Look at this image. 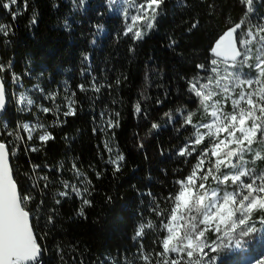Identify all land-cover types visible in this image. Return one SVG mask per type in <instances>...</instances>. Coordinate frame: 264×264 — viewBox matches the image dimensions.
Listing matches in <instances>:
<instances>
[{"label":"trees","instance_id":"1","mask_svg":"<svg viewBox=\"0 0 264 264\" xmlns=\"http://www.w3.org/2000/svg\"><path fill=\"white\" fill-rule=\"evenodd\" d=\"M27 3V10L15 22L7 15L13 34L8 37L9 43L0 37L2 61L5 64L11 61L12 70L21 76L26 87L39 83L46 92L59 94L65 92L67 86L69 92H76L75 98L79 101L75 117H68L62 127L50 129L55 141L48 142L41 152L27 155L21 146L19 155L12 160L21 192L34 197L28 210L38 236L42 237L40 243L47 247L44 264H62L58 247L63 250L66 264H72L73 260L76 264H107L109 260L122 259L125 254L131 260L138 248L133 240L138 225L148 220L157 224L161 219L152 215L151 198L146 192L154 193L166 211L171 202L165 197L174 191L177 174L188 172L175 151L188 138L191 129L180 134L176 130L179 125H169L162 114L190 109L194 116L199 114L203 118L199 105L188 103L192 97L186 90L187 80L203 75L196 66L209 62V45L222 32L220 40L229 33L224 30L242 17V5L237 0H189L192 6L189 11L178 5L177 0H166L156 28L133 44L130 36L122 35L127 22L121 13L122 3L111 8L108 0L84 3L80 0H27ZM256 9L257 17L264 14V3L257 0ZM0 13H5L2 7ZM194 19H199V29L189 32L188 25ZM172 39L176 41L175 46L170 43ZM243 54L244 59L247 58ZM259 58L254 52L250 63L255 65ZM224 63L218 58L219 67ZM243 71L244 78L240 82L230 76L223 78L222 94L231 98L227 90L231 84V91L237 94L247 92L249 97L264 99V72L252 77L247 67H243ZM92 76L98 84L112 87H104L100 93L80 92L77 86L90 85ZM4 77L11 94L16 89L11 73H4ZM157 100L163 103L158 106ZM138 101L147 116L135 114L134 106ZM15 109L14 103L10 104L2 119L12 126L29 119ZM101 111L120 113V125L114 137L111 132L93 133V128L103 123L99 117ZM45 119L51 124L54 117L47 115ZM152 122L160 123L161 128L151 130ZM105 140L126 156L121 171L115 175L112 166L105 163L108 159L103 147ZM141 142L143 148L139 147ZM32 143L29 142V146ZM261 146L259 154L245 159L255 160L250 166L264 170V162L259 159L264 156V145ZM73 161L92 180V194L87 197L92 200L91 206H83L70 189L69 198L58 196L65 190L61 180L78 184L70 171ZM31 163L48 166L38 170V174L49 176L48 187L43 191L40 188L44 181H40V188H32L29 177L36 173H32ZM97 171L102 174L99 179L95 175ZM56 199L61 200L59 206L54 204ZM54 206L58 207L55 223L48 224L47 217ZM82 206L83 217L78 215ZM156 236L155 230L147 231L143 238L145 248L155 247ZM253 247L254 251L247 253V258L264 251V245ZM221 264H246V260L222 253Z\"/></svg>","mask_w":264,"mask_h":264},{"label":"snow or ice","instance_id":"2","mask_svg":"<svg viewBox=\"0 0 264 264\" xmlns=\"http://www.w3.org/2000/svg\"><path fill=\"white\" fill-rule=\"evenodd\" d=\"M84 2L86 0H80V3ZM237 2L242 5L243 15L224 31L233 34L237 48L242 50L239 57L241 67H247L252 77H257L264 72V56H260L255 65L249 63L245 66L243 53L247 51L251 56L253 52L259 54L264 51V14L256 16L257 0ZM260 2L264 3V0ZM108 3L110 8L121 3L134 8V14H130L129 7L122 8L124 20L130 21L124 24L122 35L130 36L135 44L156 28L166 0H139L138 3L108 0ZM177 3L192 11L189 0H177ZM0 7L7 10L15 22L27 10L28 3L27 0H0ZM35 22L33 17L32 23ZM199 26V19H194L188 25V30H198ZM12 34L11 25L0 22V36L7 39ZM222 35L223 32L209 45V62L196 66L203 75L186 83L187 93L192 97L188 103L199 105L203 118L199 114L194 116L190 109L169 110L162 114L169 125H179L176 130L180 134L191 129L188 138L175 151L181 163L187 166V174H177L174 191L165 197L171 202L166 211L154 193L150 190L146 192L151 198V213L160 217V221L153 224L148 220L138 225L133 237L138 248L132 253L131 260L125 254L122 259L109 260L107 264H221L222 253L240 256L242 261L246 260V264H264V251L251 258L246 257L247 253L254 251V245H264V170L250 166L255 164V160L245 159L250 155L254 157L255 149L264 145V99L249 97L247 92L237 94L231 91V84L227 86L231 98L228 94H222L220 85L228 71L221 73L213 51ZM245 41L248 43H243ZM170 43L176 45L174 39ZM129 50L134 51V48ZM220 58H223V53ZM230 67L225 65V69ZM6 72L11 73L12 84L21 83V76L12 70L11 61L7 64L0 62V114L5 113L12 103H15V110L19 113L31 111L36 102L24 92L10 94L8 81L4 77ZM91 80L90 85H78L79 91L100 93L102 88L112 87L110 84H98L95 76ZM119 84L120 80L117 79L116 85ZM36 91L42 93L45 101L52 102V106H38L40 113L54 117L51 124L42 123L37 118L34 123L17 121L12 126L0 119V264H44L47 247L40 243L42 237L38 236L36 226L30 222L31 212L28 210V204L34 197L21 192L12 160L21 146L26 155L41 152L43 146L56 139L50 129L62 127L68 117H75L79 111L76 92H69L67 86L62 103L57 102V92H46L39 85ZM156 103L159 106L163 101L157 100ZM134 111L137 116H147L139 101ZM99 117L103 123L94 127L93 133L111 132L114 137L115 129L120 125V113L101 111ZM160 128L158 122L150 124L151 130ZM32 141H38L39 146L35 143L29 146ZM143 146L141 142L139 147ZM103 147L108 154L105 163L112 166L114 175L119 173L126 156L108 140L103 141ZM259 159L264 162V156ZM47 167L46 164L31 163V171L36 173L29 177L33 189L40 188V181L45 182L41 191L48 187L49 176L38 174V170ZM60 167L63 169L62 163ZM70 171L75 174L78 184L61 180L65 190L60 191L58 196L69 198L70 189L83 206H91L92 200L87 197L92 194V180L75 161ZM95 175L99 179L102 174L97 171ZM54 204L59 206L61 200L56 199ZM55 206L47 217L48 224L55 223L58 211ZM83 206L78 211L82 217L85 215ZM151 230H155L157 236L155 247L148 249L143 244V238ZM57 251L62 264H66L63 250L58 247ZM72 264H76V261L73 260Z\"/></svg>","mask_w":264,"mask_h":264},{"label":"rangeland","instance_id":"3","mask_svg":"<svg viewBox=\"0 0 264 264\" xmlns=\"http://www.w3.org/2000/svg\"><path fill=\"white\" fill-rule=\"evenodd\" d=\"M123 7H129V12H130V14H134V8H133V7H130L129 5H123V4H122V8H123ZM4 10H5V9H4ZM121 13H122V9H121ZM8 14H9V13H8L7 10H5V13H3V14L0 13V22L9 25V23L7 22V15H8ZM122 15H123V13H122ZM127 22L130 23V21H127ZM0 37H3V36H0ZM245 43H248V42L245 41ZM244 53H245V55H246L247 58H245V59L243 60V63H244L245 65H248V64L251 62V60H253V58H254V52L251 54V56H249V53H248L247 51H245ZM262 55H264V53H262V51H261V52L259 53V57L262 56ZM0 62H3L1 56H0ZM240 62H241V60H240ZM3 63H4V62H3ZM235 64H236V65L233 66V67L231 66L230 69H225V65H229V66H230V64H227V63L221 64V65H220V70H221V73H223L224 71L227 70V71H228V75H227V76H230L232 79L234 78V80L240 82V81H242V79L244 78L243 67H241V64H237V63H235ZM37 85L40 86L39 83H36L34 86L26 87V86L23 84L22 81H21V83H20L19 85H16V89H15L13 92H16V93L24 92V93H26L27 95H29V96H30V97L36 102V106L33 107V108L31 109V111H26V112H23V113H19V112H18V113L21 114V115H23V116H29V119H27V120L24 121V122H33V123H34V122L37 120V118H39V120H40L42 123H46V124H48V123L46 122V119H45V117H46L47 115H44L43 113H40L39 110H38V106H39L40 104H44L45 106H52V102H51V101H45L44 98H43L42 93L39 92V91H36V86H37ZM40 87H41V86H40ZM48 92H51V91H48ZM64 95H65V92H63V93H59V94H58V99H57V102H58V103H62ZM14 105H15V103H14ZM15 108H16V105H15ZM25 135H26V133H25ZM32 142H34V143H35V142L39 143L38 141H32ZM32 142H30V143H32ZM32 144H33V143H32ZM260 147H262V146H259V147H257V148L255 149L256 154H259L260 149H261ZM19 153H20V151L18 152V155H19ZM18 155H17V156H18ZM17 156H16V157H17Z\"/></svg>","mask_w":264,"mask_h":264},{"label":"water","instance_id":"4","mask_svg":"<svg viewBox=\"0 0 264 264\" xmlns=\"http://www.w3.org/2000/svg\"><path fill=\"white\" fill-rule=\"evenodd\" d=\"M216 53L217 58L221 59V53H223L222 61L230 64H234L240 60V49L237 48L236 41L233 38V34L229 32L226 34L217 44L213 50ZM9 108V106H8ZM0 114V119H3L8 111ZM32 223V217H30Z\"/></svg>","mask_w":264,"mask_h":264},{"label":"built area","instance_id":"5","mask_svg":"<svg viewBox=\"0 0 264 264\" xmlns=\"http://www.w3.org/2000/svg\"><path fill=\"white\" fill-rule=\"evenodd\" d=\"M9 42H10V39H9V38H7V39H6V43H9Z\"/></svg>","mask_w":264,"mask_h":264}]
</instances>
